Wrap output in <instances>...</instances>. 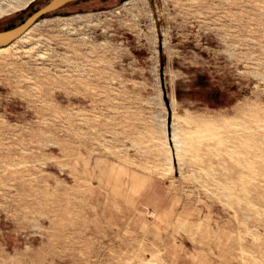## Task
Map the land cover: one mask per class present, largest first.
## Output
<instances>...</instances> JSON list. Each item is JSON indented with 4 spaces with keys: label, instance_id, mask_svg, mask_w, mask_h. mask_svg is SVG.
Instances as JSON below:
<instances>
[{
    "label": "rangeland",
    "instance_id": "rangeland-1",
    "mask_svg": "<svg viewBox=\"0 0 264 264\" xmlns=\"http://www.w3.org/2000/svg\"><path fill=\"white\" fill-rule=\"evenodd\" d=\"M189 116L264 131V0H78L1 49L0 264H264L263 170L237 201Z\"/></svg>",
    "mask_w": 264,
    "mask_h": 264
},
{
    "label": "bare ground",
    "instance_id": "bare-ground-1",
    "mask_svg": "<svg viewBox=\"0 0 264 264\" xmlns=\"http://www.w3.org/2000/svg\"><path fill=\"white\" fill-rule=\"evenodd\" d=\"M31 1L32 0H22L20 5H28ZM26 34L27 32L20 38ZM20 38L16 39L9 45L0 47V50L10 46ZM188 119L190 122L194 123L195 127L188 131V135L186 134V136H183L185 139H175L174 142L179 149V154L184 157L190 154L192 158L197 160H203L206 156H225L223 160L226 161V163L231 161L235 164H224L222 166V174L224 178L228 179H222L221 183L227 188H230V190L238 188L245 196L250 195L252 187L258 186L255 178L261 173L260 170H263L262 174H264V131H258L256 125L248 122L247 124H243L242 131H238L237 129L233 130L231 128L228 132H223V130L218 131L219 129H217L221 124L217 127L213 126L211 125V121L205 118L189 116ZM234 123H228L226 125L232 127ZM258 123H263L260 127L261 129L264 128V118H258ZM240 124L238 125L240 126ZM183 140L190 142L191 148L189 150L182 147L181 143H183ZM214 140L215 142H213ZM181 156L179 158H181ZM205 167L213 169L214 164L209 162ZM206 173H209V171ZM238 189H236V192L234 191L236 193L235 196L237 201L245 199L249 206H254L255 203L253 200L244 198V195L238 193ZM258 212L262 214L264 211L258 209Z\"/></svg>",
    "mask_w": 264,
    "mask_h": 264
},
{
    "label": "water",
    "instance_id": "water-1",
    "mask_svg": "<svg viewBox=\"0 0 264 264\" xmlns=\"http://www.w3.org/2000/svg\"><path fill=\"white\" fill-rule=\"evenodd\" d=\"M75 1L78 0H49L21 23L9 28L0 29V47L9 45L16 39L20 38L43 17L53 14L67 4Z\"/></svg>",
    "mask_w": 264,
    "mask_h": 264
}]
</instances>
